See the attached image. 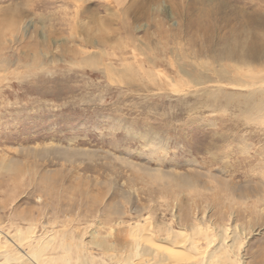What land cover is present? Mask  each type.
<instances>
[{
	"label": "rangeland",
	"instance_id": "374dc122",
	"mask_svg": "<svg viewBox=\"0 0 264 264\" xmlns=\"http://www.w3.org/2000/svg\"><path fill=\"white\" fill-rule=\"evenodd\" d=\"M260 88L264 0H0V256L234 233L218 264H264Z\"/></svg>",
	"mask_w": 264,
	"mask_h": 264
},
{
	"label": "bare ground",
	"instance_id": "6f19581e",
	"mask_svg": "<svg viewBox=\"0 0 264 264\" xmlns=\"http://www.w3.org/2000/svg\"><path fill=\"white\" fill-rule=\"evenodd\" d=\"M260 82H259V84H260ZM242 85L244 86L245 84H241V86ZM254 85L256 87L257 83L254 82ZM254 95L255 94L242 95L243 99H244V106L246 105V107L248 106V108L250 110L256 112V114H260L264 111V88H260L259 95L257 94L258 95L257 97H255ZM228 97L232 98L231 96H228ZM136 228H137V226H136ZM170 232H172V231H170ZM200 234H201V232H200ZM147 235H149L151 237L152 233L151 234L150 233H142L140 238L137 240L135 239V242H134L135 243L134 244L135 245L134 246V252L136 253L134 255H136L138 258L142 259V264H180V263H183V264H202V263L203 264H218L220 262L226 263L227 260H231V257L234 255V251H232L233 248L231 245H228V241L231 238L232 243H234L233 242L234 239L237 238V237H235L234 233L230 237H228L227 235L225 236L222 233L219 236H215V237H210L209 235L206 234L203 238L204 241L199 240V241H190L189 242V241L180 240L182 238V235L179 234V232L178 233L172 232L168 236V238L167 239L165 238V239H166V241L169 242V244L171 242L170 245H173L175 247H179V250L176 249L177 250L176 251V250H174V248L168 249L169 246L166 247L167 244L162 245V247H161V245L157 242V240H153V238H152V240H150L149 239L150 237L148 238ZM146 236H147V238H146ZM5 238H6V242L10 243V245L12 243H15L16 240L19 239V237L17 238L16 236H9L7 234H5ZM160 238L162 239V237H160ZM145 239L147 240L148 243L146 242ZM47 244L40 246L37 249V251H34V252H28V251L25 252L24 251L23 254L21 253V255H16L17 253L15 255L14 254L12 255L11 253H6L5 256H0V260L2 259V261H3L0 264H7L9 262H12V263L13 262H18V263L21 262L23 264H25L27 261L34 262L33 259L38 260V258L42 255V253L45 252L44 250L47 249ZM160 247L164 248L165 250L164 249L161 250ZM18 248L21 249V247H19V246H18ZM63 248L65 250H68V246L66 244H65V246H63ZM184 254H186V255L183 256ZM134 255L131 254L130 256H134ZM200 257L203 260L205 258L204 262L199 263ZM128 259H129V257H128ZM67 264H68V262H67ZM122 264H124V263H122ZM130 264H132V263H130Z\"/></svg>",
	"mask_w": 264,
	"mask_h": 264
}]
</instances>
